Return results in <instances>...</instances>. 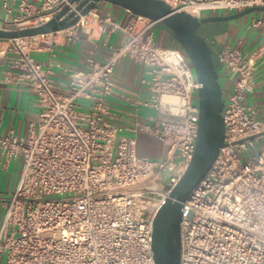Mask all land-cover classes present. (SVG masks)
I'll list each match as a JSON object with an SVG mask.
<instances>
[{"label":"built area","instance_id":"obj_1","mask_svg":"<svg viewBox=\"0 0 264 264\" xmlns=\"http://www.w3.org/2000/svg\"><path fill=\"white\" fill-rule=\"evenodd\" d=\"M161 1L196 18L264 8V0ZM65 7L75 11L76 5L0 0V29L41 26ZM126 12L125 24L107 18L102 27L107 35L121 32L120 45L105 61L90 50L84 68L70 71L62 91L51 70L31 56L35 38L43 36L0 40L10 44L0 50L3 82L32 90L38 107L25 137L0 135L2 164L21 160L4 203L0 264H155L152 224L192 160L200 84L179 45L157 42L156 22ZM251 15L248 28L264 38V11ZM263 55L264 44L247 53L239 43L217 54L231 84L222 92L223 146L182 203L180 264H264V119L243 103L254 91L253 74ZM123 58L145 68L142 104L153 116L132 131L162 145L159 160L139 156L136 139L120 136L121 129L108 121L107 100L118 90L114 69Z\"/></svg>","mask_w":264,"mask_h":264},{"label":"crops","instance_id":"obj_2","mask_svg":"<svg viewBox=\"0 0 264 264\" xmlns=\"http://www.w3.org/2000/svg\"><path fill=\"white\" fill-rule=\"evenodd\" d=\"M3 16L0 10V20ZM107 18L113 23L123 25L128 20V14L125 9L118 6L99 3L82 17L77 25L35 38L31 56L35 62L51 70L50 79L59 91L68 84L70 71L84 68V59L90 50L95 51L100 61H105L111 54V48L119 46L122 42L121 32L117 31L111 35L102 32L104 20ZM251 18L252 15L245 20L246 27L241 32L236 24L230 23L204 24L198 30V34L204 38L210 48L223 93L229 92L231 84L227 79V71L217 63V54L223 48L234 47L238 43L247 53L264 44V38L260 33L248 28ZM1 27L12 28L4 24ZM155 33L157 42L164 47L177 45L160 26L155 29ZM9 45L1 42L0 50H7ZM5 71V60L0 56V135L4 136L12 131L16 136L25 137L30 124L37 120V96L28 88L5 84L3 82ZM114 77L118 90L116 95L107 100L112 112L109 123L121 129L120 136L136 139V151L139 156L152 160L161 159L164 150L155 138L140 130L132 131L136 124H150L149 118L153 116L152 110L142 104L147 98V90L143 84L145 68L123 58L115 66ZM253 78L254 91L245 97L243 103L257 110V118L264 119V55L257 61ZM20 172V159L12 160L6 167L0 160V226L5 213L4 203L12 194Z\"/></svg>","mask_w":264,"mask_h":264},{"label":"water","instance_id":"obj_3","mask_svg":"<svg viewBox=\"0 0 264 264\" xmlns=\"http://www.w3.org/2000/svg\"><path fill=\"white\" fill-rule=\"evenodd\" d=\"M99 3L118 6L156 22L183 50L200 84L198 134L192 160L157 211L152 224L154 263L180 264L179 224L182 203L215 161L223 146L224 135L221 117L223 96L218 73L214 68L210 48L198 30L204 24L237 20L262 12L264 8L254 7L231 14L196 18L184 12H175L161 0H71V4L76 5L75 11L65 7L38 27L0 29V40L32 38L64 31L76 25L81 17L86 16Z\"/></svg>","mask_w":264,"mask_h":264},{"label":"rangeland","instance_id":"obj_4","mask_svg":"<svg viewBox=\"0 0 264 264\" xmlns=\"http://www.w3.org/2000/svg\"><path fill=\"white\" fill-rule=\"evenodd\" d=\"M208 14V13H207ZM207 14H204L203 16L205 17V16H207ZM202 16V17H203ZM251 17V14H249V15H247V16H244V17H242V18H240V19H237V20H233V21H229V22H215V23H208V24H219V25H223V24H225V25H227V24H233V25H235L236 24V26H238L240 29H238L239 30V32H241V31H243L244 29H245V20H248V18H250ZM155 38H157V34L155 33ZM187 61H188V59H187ZM189 62V61H188ZM190 64V63H189ZM190 66H191V64H190ZM192 67V66H191ZM167 180H168V175H167V173H163V184H166L167 183Z\"/></svg>","mask_w":264,"mask_h":264},{"label":"trees","instance_id":"obj_5","mask_svg":"<svg viewBox=\"0 0 264 264\" xmlns=\"http://www.w3.org/2000/svg\"><path fill=\"white\" fill-rule=\"evenodd\" d=\"M174 47H179V46H178V44H177V45H176V46H174ZM214 68H215V70H216V66H215V64H214Z\"/></svg>","mask_w":264,"mask_h":264},{"label":"bare ground","instance_id":"obj_6","mask_svg":"<svg viewBox=\"0 0 264 264\" xmlns=\"http://www.w3.org/2000/svg\"><path fill=\"white\" fill-rule=\"evenodd\" d=\"M192 14H193V15H196V13H194V12H193Z\"/></svg>","mask_w":264,"mask_h":264}]
</instances>
